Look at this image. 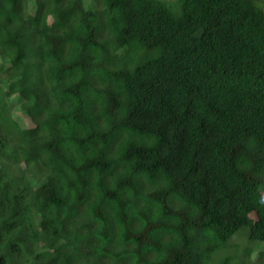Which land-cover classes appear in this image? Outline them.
<instances>
[{"label":"trees","instance_id":"16d2710c","mask_svg":"<svg viewBox=\"0 0 264 264\" xmlns=\"http://www.w3.org/2000/svg\"><path fill=\"white\" fill-rule=\"evenodd\" d=\"M180 3L0 0V264L264 243V0Z\"/></svg>","mask_w":264,"mask_h":264},{"label":"rangeland","instance_id":"374dc122","mask_svg":"<svg viewBox=\"0 0 264 264\" xmlns=\"http://www.w3.org/2000/svg\"><path fill=\"white\" fill-rule=\"evenodd\" d=\"M164 2L172 10L178 13V9L181 4L180 0H164ZM11 99L17 101V97L15 96H13ZM13 115L22 125L29 124V120L21 116L19 108H16L13 111ZM33 182H35L34 179ZM231 239V245H227L226 247L214 253V257L211 260L210 264H222V261L228 257H230V259L228 260L230 264H234L235 262H238L240 264H264V259L259 255V250L264 251V243L250 241V239H248L247 237V229L243 228L242 230L237 232ZM254 252L257 254L255 259L252 258V254Z\"/></svg>","mask_w":264,"mask_h":264},{"label":"clouds","instance_id":"9594fccd","mask_svg":"<svg viewBox=\"0 0 264 264\" xmlns=\"http://www.w3.org/2000/svg\"><path fill=\"white\" fill-rule=\"evenodd\" d=\"M24 3V8L23 11L25 13L26 16H30L33 14V0H23ZM260 199L262 202H264V192H261L260 194ZM256 253L254 252L252 254V258L255 259L256 257Z\"/></svg>","mask_w":264,"mask_h":264}]
</instances>
